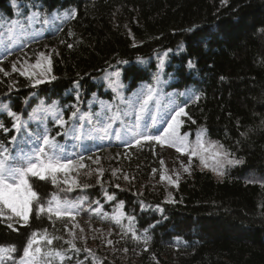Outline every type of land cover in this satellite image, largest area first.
Here are the masks:
<instances>
[{
    "label": "trees",
    "instance_id": "trees-1",
    "mask_svg": "<svg viewBox=\"0 0 264 264\" xmlns=\"http://www.w3.org/2000/svg\"><path fill=\"white\" fill-rule=\"evenodd\" d=\"M44 46L52 49L49 78L37 84L10 72L14 58ZM0 68V144L10 154L32 153L47 135L62 159L124 150L135 172L128 188L101 183L70 194L29 177L40 204L58 196L75 218L112 229L133 264H264V187L254 179L264 175V0H0ZM149 86L153 99L140 112ZM181 107L189 138L222 145L241 162L219 180L194 170L172 200L162 188L137 191L159 162L158 143L136 145L138 133L161 134L166 110ZM37 207L27 224L0 222V245L16 248L0 264H18L31 234L44 229L64 250L51 264H103L69 249L71 220L37 215Z\"/></svg>",
    "mask_w": 264,
    "mask_h": 264
},
{
    "label": "snow or ice",
    "instance_id": "snow-or-ice-1",
    "mask_svg": "<svg viewBox=\"0 0 264 264\" xmlns=\"http://www.w3.org/2000/svg\"><path fill=\"white\" fill-rule=\"evenodd\" d=\"M222 3H225L226 0H221ZM71 15L74 17L75 12H72ZM48 21L45 20V23ZM7 47V45H6ZM68 47H72V45H68ZM19 63V62H17ZM17 63H13L12 70L17 71ZM190 66H191V62ZM51 61L48 57L44 56L43 53L39 55L37 62L35 65H31L30 67L40 68L42 69L40 75L46 76L50 74ZM47 65V67H45ZM22 71H20L21 75L34 76V71H29L27 67H24ZM0 71H3L0 68ZM8 75L7 72L4 73ZM51 79H55L54 76ZM43 82L42 79L37 78L35 83L39 84ZM153 89L149 86L146 94L143 95V99L140 100L139 111L143 112L148 106L149 102L153 99ZM7 109V106H3ZM8 115L11 116L14 120L13 128L17 129V131L21 128V122L19 116L16 113L8 110ZM76 113H73V117ZM182 115H187L184 108H178L175 110V114L172 115L171 120L167 121V127L164 128L163 132L159 135H146L139 134V139L135 140L136 145H140L141 141H155L161 146L167 145L169 147H174L177 152L181 154L190 153L189 159L191 160L192 156H200L201 163L207 166L205 163V158L201 155L202 152L207 149L204 148L203 143L198 140L197 146L189 147L187 144V138L181 137L178 134V128L180 126L181 121L179 117ZM69 119H72L70 117ZM137 121L141 119L140 115L136 116ZM62 127L67 123L61 117L57 121ZM155 122V119H154ZM106 126L104 131H107ZM7 131V129H5ZM13 141L16 140V137L12 138ZM60 146L55 143V139L49 137L47 135L43 136V142L37 148L33 150L32 153H24L21 152L19 155L14 156L9 153V150L4 147L3 144H0V222L3 220L12 221L14 218H17L18 221H23L27 224L29 219V213L32 211L33 203L36 202L38 207L36 208L37 215L47 213L51 218L53 215L57 219H62L67 217L69 220H75V206L68 202L67 200H60L58 196H53L52 199L48 202L47 206L44 204H40L39 197L36 191L33 190L32 185L29 182V177H37L40 180L51 179L53 185L59 186L58 174H65L64 183H68L67 176L68 173L76 167L83 168L84 165L80 163V161H73L71 159H62L60 156L56 154V149ZM217 150L212 153V159L216 161V167H222L224 161L227 163H240L241 161L237 160H229L227 159L228 153L223 150L222 145L216 146ZM223 157V160L220 158ZM83 158H81L82 160ZM22 161L20 166L15 165V161ZM187 167H184V171H188ZM222 175V173H220ZM166 177L162 174L161 179H165ZM127 179V176H125ZM169 183H174L171 177H168ZM99 182V181H98ZM71 184L79 187L77 181L72 180ZM87 187V185H84ZM63 190V189H62ZM71 191V187L67 189ZM112 199V197H108ZM119 222V221H117ZM9 228H13V223L9 222L7 224ZM79 225L73 224L72 228H78ZM13 230H15L13 228ZM81 232L84 230L81 228ZM70 235H72L73 239H69L66 241L70 250L74 252H80L81 249L76 246L74 243L75 233L70 230ZM133 238H136L135 236ZM56 239H61V237L50 236L47 232V229H44L42 232H33L29 237L26 245L23 249V255L20 257L18 264H51L53 258H59L63 260L64 258V250L55 249L52 247L53 241ZM112 241L109 240L108 244H111ZM147 243V241H145ZM44 245H47L45 249ZM85 252H91L90 249H83ZM16 252V248L14 245H0V262L6 260H12V253Z\"/></svg>",
    "mask_w": 264,
    "mask_h": 264
},
{
    "label": "rangeland",
    "instance_id": "rangeland-1",
    "mask_svg": "<svg viewBox=\"0 0 264 264\" xmlns=\"http://www.w3.org/2000/svg\"><path fill=\"white\" fill-rule=\"evenodd\" d=\"M41 53H43L44 56L48 57L51 61L52 49L44 46L37 51L36 54L24 52L14 58L11 61L10 72H17L20 74V71L23 70L21 65H23L24 67H27L29 71L35 72L34 76H23L31 79L40 78L42 80L49 78L51 76V72L46 76H41L40 73L42 69H33L30 67L31 65L36 64ZM13 63H17V68L19 70H12ZM45 67H47V65ZM175 110L176 109L166 110L165 116L161 120L159 126L161 133L164 128L167 127V121H170L172 115L175 114ZM183 117L184 115L179 117L181 123L178 128V134L181 137L186 136L189 147L197 146L198 140L203 143L204 148L207 150L202 152L201 155L205 158L207 166L201 163L200 156H192L190 160V153L181 154L180 152H177L174 147H169L167 145L161 146L158 144L156 151V154L159 157L158 166L150 171L145 180H141L138 183L136 187L137 191H142L146 188L150 191L158 192L159 188H162L165 192L166 199L172 200L174 188H176L178 183L186 176H189L194 170L207 171L215 179L219 180L222 179L227 173V170L234 165V163H227V161H224L222 167L217 168L216 161L212 159V153L217 150L216 146H218V144L205 140L201 137L194 139L189 138L188 134L182 131ZM129 157L130 156H127L124 150L118 152L107 150L102 154L92 156L87 161L82 163L84 165L83 168L76 167L68 173V183H64L66 177L63 173V177L59 183V189L63 194H70L80 189H91L95 185L101 183L112 184L115 185V187L120 188H128L133 184V182H135L136 179L134 170L129 169ZM220 159L223 160V157ZM227 159L232 160L229 154ZM184 167H187L189 170L184 171ZM220 173H222V175ZM162 174L166 177L163 180L161 179ZM125 176H127V179H125ZM168 177H171L174 183H169ZM254 179L264 187V175L254 177ZM72 180L77 181L79 187L71 184ZM84 185H87V187H84ZM69 187H71V191L67 190ZM73 224H77L79 227L72 228ZM81 228L84 230L83 232L80 231ZM70 230L75 233L74 243L76 246H79L82 250L85 248L91 250L90 253L83 250L87 258H96L97 256L98 260L101 259V261H103V264L134 263L132 256L120 246L118 237L112 229L99 224H94L86 216H82L69 222L65 230L68 240L73 239L72 235H70ZM109 240L112 241L111 244H108ZM173 264L178 263L175 260Z\"/></svg>",
    "mask_w": 264,
    "mask_h": 264
}]
</instances>
